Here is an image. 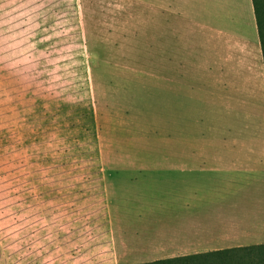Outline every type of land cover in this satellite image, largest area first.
Wrapping results in <instances>:
<instances>
[{"label": "rangeland", "instance_id": "obj_1", "mask_svg": "<svg viewBox=\"0 0 264 264\" xmlns=\"http://www.w3.org/2000/svg\"><path fill=\"white\" fill-rule=\"evenodd\" d=\"M198 1L0 0V264L164 260L136 242L185 157L264 163L255 22Z\"/></svg>", "mask_w": 264, "mask_h": 264}, {"label": "crops", "instance_id": "obj_2", "mask_svg": "<svg viewBox=\"0 0 264 264\" xmlns=\"http://www.w3.org/2000/svg\"><path fill=\"white\" fill-rule=\"evenodd\" d=\"M198 7L211 28H222L224 34H234L226 30L229 21L233 28L235 23L237 29L244 30L248 16H252L258 34L253 0H199ZM260 51L263 61L261 44ZM169 176L175 189H183L175 193L183 196V202L153 209L160 212H151L153 217L146 214L149 205L143 208L142 238L150 240L136 242L140 256L185 257L264 241V163H258L255 156L245 161L185 157L184 170Z\"/></svg>", "mask_w": 264, "mask_h": 264}, {"label": "trees", "instance_id": "obj_3", "mask_svg": "<svg viewBox=\"0 0 264 264\" xmlns=\"http://www.w3.org/2000/svg\"><path fill=\"white\" fill-rule=\"evenodd\" d=\"M264 63V0H253ZM145 264H264V244L168 258Z\"/></svg>", "mask_w": 264, "mask_h": 264}]
</instances>
